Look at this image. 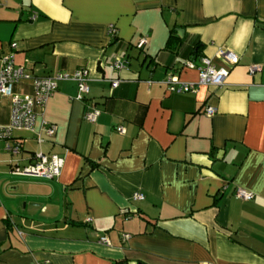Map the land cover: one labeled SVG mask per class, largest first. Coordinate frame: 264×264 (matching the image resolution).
Returning a JSON list of instances; mask_svg holds the SVG:
<instances>
[{"label": "crops", "instance_id": "obj_1", "mask_svg": "<svg viewBox=\"0 0 264 264\" xmlns=\"http://www.w3.org/2000/svg\"><path fill=\"white\" fill-rule=\"evenodd\" d=\"M12 43L34 76L86 70L89 95L58 82L43 113L55 135L14 134L23 151L0 161V264H264V0H0V56ZM221 48L239 57L223 86L167 90L169 75L197 82L187 61L223 67ZM117 58L127 66L110 69ZM37 152L63 159L57 178L11 173ZM8 186L41 219L28 223Z\"/></svg>", "mask_w": 264, "mask_h": 264}, {"label": "built area", "instance_id": "obj_2", "mask_svg": "<svg viewBox=\"0 0 264 264\" xmlns=\"http://www.w3.org/2000/svg\"><path fill=\"white\" fill-rule=\"evenodd\" d=\"M116 29L113 26L108 27L107 34L114 37ZM146 40L141 38L136 44L137 49H142ZM16 44L10 45V51L0 56V98L10 101L9 121L5 125H0V142L4 144V151L11 156H17L23 151L22 142L15 137L16 132H30L35 136V142L39 145L55 135V126L43 120V113L49 98L57 89L58 82L72 81L76 84L78 94L76 99L84 101L89 95L88 75L86 70H77L73 73L56 72L47 76H34L25 68L15 65ZM218 56L224 63L223 67L216 68L210 59L201 57L198 63L194 60L187 61L185 67L195 69L198 73V80L195 83H182L178 81L175 75H169L163 81L169 92L187 93L195 92L199 87H221L228 74V71L239 62V57L226 48L218 51ZM128 62L123 59H115L110 69L119 70L127 66ZM260 70L259 66H251L249 72L254 74ZM22 82L31 83V92L29 94H19L15 87ZM120 80L111 81L112 88H116ZM215 110L211 107L206 108L205 114L212 116ZM99 111L95 108L87 110L83 119L88 123H95ZM40 117L39 129H35L36 119ZM117 132L124 133V129L119 127ZM63 167V159L57 155H48L42 152L32 154V162L24 167L13 166L11 173L20 176H33L46 179H55L59 176ZM235 196L245 202L252 201L254 194L242 188L235 190ZM134 201L144 200L141 193H134ZM125 239L129 235H123ZM99 242L108 245L106 237H100Z\"/></svg>", "mask_w": 264, "mask_h": 264}, {"label": "rangeland", "instance_id": "obj_3", "mask_svg": "<svg viewBox=\"0 0 264 264\" xmlns=\"http://www.w3.org/2000/svg\"><path fill=\"white\" fill-rule=\"evenodd\" d=\"M7 103L6 101H1V105H0V114L2 115L4 112L8 111L7 109V106H5ZM10 112V110H9ZM4 148V144L3 146L0 145V161H8V160H11L13 157L8 154L7 152H5L3 150ZM10 175V174H9ZM10 177V176H9ZM2 178V176H1ZM10 187H16V186H8L6 188V192H7V195L9 196H13V197H16V199L18 200H21V203H20V211L24 213V217L28 220V223L31 221V220H35V221H38L39 219H41V215H37V216H32L33 213H30L31 211L34 210V208L30 207V205L34 202H31L32 200H24V195H23V190L20 189V190H16V191H11L10 190ZM24 201H29L27 202V207L26 209H24Z\"/></svg>", "mask_w": 264, "mask_h": 264}, {"label": "trees", "instance_id": "obj_4", "mask_svg": "<svg viewBox=\"0 0 264 264\" xmlns=\"http://www.w3.org/2000/svg\"><path fill=\"white\" fill-rule=\"evenodd\" d=\"M173 39L174 38L172 36L169 37V40H168V42L166 44V49L172 50V47H173V44H172L173 42L172 41H173Z\"/></svg>", "mask_w": 264, "mask_h": 264}]
</instances>
